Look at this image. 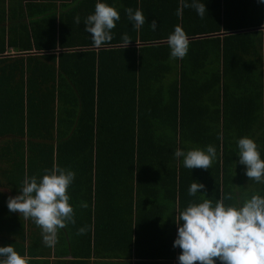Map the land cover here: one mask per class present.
I'll use <instances>...</instances> for the list:
<instances>
[{"label": "trees", "instance_id": "16d2710c", "mask_svg": "<svg viewBox=\"0 0 264 264\" xmlns=\"http://www.w3.org/2000/svg\"><path fill=\"white\" fill-rule=\"evenodd\" d=\"M27 1L0 0L1 15L36 19L32 26L13 27L0 43V143L6 144L0 148V165L9 168L0 166V174L36 176V168L51 170L63 152L71 153L77 166L72 191L78 192L71 206L78 224L74 233L64 232L70 236L64 255L110 253L116 260L135 258L141 264L177 259L178 213L190 201L202 202L203 190L195 197L188 192L195 178L215 182L214 195L204 196L213 204L231 195L224 203L238 206V192L243 201L264 197V183L247 179L238 156L239 139L248 137L264 160V3L199 0L207 11L202 19L195 9L182 7L191 0H108L121 14L126 8L143 10L152 1L163 15H144L139 30L120 15L113 40L96 48L84 31L93 10L82 13L88 2L58 11L45 0ZM177 25L192 39L183 59H171L167 44ZM125 33L129 48L102 50L123 45ZM149 43L158 45L137 47ZM33 50L46 54L25 64L22 51ZM174 61L177 71L170 77ZM41 75L48 89L38 88ZM208 145L216 148L208 170H190L183 157L174 156L177 149L206 151ZM1 204L4 245L26 234L38 239L30 219L22 221L21 229L7 200ZM82 227L86 232L79 235ZM24 243L22 256L36 264L39 247Z\"/></svg>", "mask_w": 264, "mask_h": 264}, {"label": "clouds", "instance_id": "9594fccd", "mask_svg": "<svg viewBox=\"0 0 264 264\" xmlns=\"http://www.w3.org/2000/svg\"><path fill=\"white\" fill-rule=\"evenodd\" d=\"M264 3V0H260ZM183 8H193L203 19L206 11L204 3L191 0L183 2ZM125 13L136 30L145 24V16L139 9L126 8ZM182 14L178 8L177 15ZM120 20L119 12L106 3L98 2L94 14L87 16L84 31L91 34L94 47L100 48L113 40L112 30ZM77 24L80 18H75ZM150 27L157 28L152 20ZM125 48L131 42L127 33L121 37ZM171 59H183L189 50V38L177 25L167 38ZM239 163L246 166L245 175L258 183H264V160L261 159L254 140L243 137L238 141ZM176 158L183 157V166L192 169L208 170L216 157V148L208 145L206 151L193 149L185 153L181 149L174 152ZM75 173L53 165L45 169L42 178L25 176L18 195L9 197L7 207L10 212L22 214L31 219L41 230L46 246H54L58 231L75 224L74 210L68 194ZM205 185L193 181L188 192L195 197ZM202 202L190 201L179 211L176 222L178 233L173 247L181 249L179 264H264V197L253 195L245 199L239 207L226 205L224 200H232L228 195L216 200L204 198ZM81 202L80 207L87 208ZM86 228L78 230L83 235ZM0 264H29L26 256H21L13 246L0 247Z\"/></svg>", "mask_w": 264, "mask_h": 264}, {"label": "crops", "instance_id": "0c3cea01", "mask_svg": "<svg viewBox=\"0 0 264 264\" xmlns=\"http://www.w3.org/2000/svg\"><path fill=\"white\" fill-rule=\"evenodd\" d=\"M40 0H28L27 3L30 5H34L37 4ZM47 3L52 4V8L60 11V10H71L73 8H77L78 6L85 4L83 2L86 1V3L88 2L87 7H85V9H83L82 13L86 12L88 9H93L89 14H94L95 11V5L98 2H102V3H106L109 6L114 7L115 4L112 3V1H108V0H45ZM96 3H93V2ZM26 6V5H25ZM35 6H29V8H34ZM6 10L9 11V8H7ZM24 10H27V8L25 7ZM141 10V9H139ZM143 12L144 15H163L162 13H160L162 11V7L159 5H155L153 4L152 1H146V4L144 6V9L141 10ZM9 13V12H8ZM6 13V14H8ZM120 15H127L126 13H119ZM196 16H199L197 14V12L195 11L194 13ZM193 15V14H192ZM36 20V19H35ZM35 20L31 21L29 18H25L24 16H22V19L19 18L17 15H0V43L1 40L4 38V35L6 34V39L9 36V32H11L13 27L16 28H20L21 25H19L20 23L22 24H30L31 26L35 23ZM25 26V25H24ZM23 27V26H22ZM29 29V28H28ZM27 30V29H26ZM13 33H11L12 36ZM26 35V31L22 29V39H25L24 36ZM192 40V39H191ZM191 40H189V42H191ZM22 45V42H21ZM154 45H158L157 43H149L147 45H140L137 46L138 48L141 47H149V46H154ZM117 48L116 50H122V49H127L130 46H127V48H125L124 45H119V46H105L104 48H102V50H109V49H113V48ZM10 49V48H7ZM15 52V48H12L10 50V52L12 53V55L14 54L13 52ZM9 51H7V53L4 55V58L9 56ZM22 56L23 59H25V64H27V62H30L29 58H33V57H38V56H42L45 55L46 53H38L37 51L33 50V51H28V52H23L22 51ZM53 54H55V51L53 52ZM43 63H45V61L43 60ZM173 66H174V71L170 74V77L176 73L177 69H176V62H172ZM46 76H49V73L45 74ZM42 78H40L38 80V88L45 90L48 89V85L49 83L46 81V78H44L45 76L41 75ZM52 85V84H51ZM36 92H37V88H36ZM165 115V111L162 112ZM6 144L0 143V148L5 146ZM26 153V149L24 150ZM3 171L8 170V165L4 162L3 165H0ZM58 167L62 168V169H66V170H70L72 172L75 173V178H76V170L74 171V168H76V161L73 160V157L71 155V153H65L63 152L61 154V161L60 164L57 165ZM44 172L42 173V170H39L38 168H36V177L38 179L42 178ZM250 181V178H247ZM24 178H5L2 174H0V203L1 205H3V201L4 200H8V198L11 197H15L16 195L20 194L19 193V189L22 186ZM195 182L198 183H202L205 185V188L203 189V195L205 196H211L214 195L213 193V189L216 188L213 186V182L212 180H210V178H204V181H199V178H195L194 180ZM72 187L73 185H71L69 187V192L72 193L71 196V200L69 201V203L74 206L73 204H75V199L78 196V192L77 191H72ZM121 195H119L118 193L114 194L115 198L120 197ZM238 206L242 205L243 203V199H242V193L238 192ZM6 207V206H5ZM1 209V208H0ZM74 210V220H75V224H71L69 223L67 225L66 228L64 229H60L58 231V236H57V242L54 244V246L48 247L46 249V245L43 242V237H42V230L36 225L35 227V223L30 219L32 226L34 227V231L37 232V237L38 239H34V240H30L27 236L28 234H26V239L22 240L19 237H12V243L10 244L11 246L14 247V249L22 256V242L24 241V247L25 246H31V244H34L35 246H38L39 252L36 253V259L34 260V263L36 262V264H141L139 263L138 260H136L135 258L130 259H126V260H120L117 258V260L115 259L116 257H118L117 255H112L109 253V255H102L99 257H95V256H91V257H82V258H77L75 256H66L64 254H66L67 251V245L68 248H70L69 246V235H67L65 230H71L72 232L74 231L75 226L78 224V221L76 223V209ZM0 212H2L0 210ZM14 214V219L15 222L19 224L20 228L22 229V221L25 220V218L23 217V215L19 214V213H13ZM124 220V219H121ZM16 230V229H15ZM22 231V230H20ZM14 232V231H13ZM74 233V232H73ZM17 233H13V236H17ZM149 241H151V239H149ZM147 243V242H146ZM149 243V242H148ZM147 243V244H148ZM5 241L4 240H0V247H5V246H10V245H4ZM27 256V255H25ZM124 257V256H123ZM179 257V256H178ZM178 257L177 259L171 261V260H153L151 262V264H179L178 261ZM27 258H29L27 256ZM125 258V257H124ZM147 264V263H146ZM216 264H220V262H218V260L216 261Z\"/></svg>", "mask_w": 264, "mask_h": 264}, {"label": "built area", "instance_id": "2783aa9c", "mask_svg": "<svg viewBox=\"0 0 264 264\" xmlns=\"http://www.w3.org/2000/svg\"><path fill=\"white\" fill-rule=\"evenodd\" d=\"M218 262H220V261H218Z\"/></svg>", "mask_w": 264, "mask_h": 264}, {"label": "rangeland", "instance_id": "374dc122", "mask_svg": "<svg viewBox=\"0 0 264 264\" xmlns=\"http://www.w3.org/2000/svg\"><path fill=\"white\" fill-rule=\"evenodd\" d=\"M1 15V14H0ZM35 233V232H34Z\"/></svg>", "mask_w": 264, "mask_h": 264}]
</instances>
